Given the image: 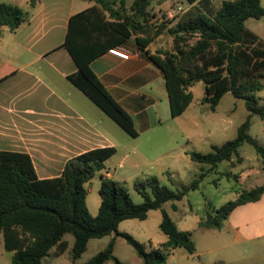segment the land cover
Masks as SVG:
<instances>
[{"label": "trees", "instance_id": "16d2710c", "mask_svg": "<svg viewBox=\"0 0 264 264\" xmlns=\"http://www.w3.org/2000/svg\"><path fill=\"white\" fill-rule=\"evenodd\" d=\"M39 1L31 0V5L34 7ZM84 1L95 2V6L70 19L64 46L78 71L68 80L129 136L138 138L133 118L109 93L90 63L107 48L120 47L134 35L144 51L166 27L150 24L148 9L154 0H134L129 9L126 0ZM184 1L194 6L169 29L172 49L145 54L163 73L173 119L190 107L191 89L200 82L205 87L202 103L208 104L213 112L228 93L244 100L250 114L239 127L236 138L212 146L206 154L191 152L192 161L208 169L202 166L200 178L178 193L162 185L155 176L136 179L133 188L144 200L140 204L134 203L125 183L100 175L101 205L96 216L90 213L87 204V184L105 169V162L117 152L115 148L81 154L66 163L59 177L51 179L38 177L29 154L0 152V234L12 264H44L53 249L57 255H63L70 247L68 235L74 239L72 263L82 258L91 240L109 236L111 240L106 248L85 264L109 261L122 264L115 257L118 238L134 249L143 264H167L175 249L194 254L196 244L192 233L180 231L164 205L172 202V210L177 211L175 202L197 190L206 175L221 163L239 156L238 151L245 143L254 147L264 163V146L249 134L253 115L264 120V104L256 96L264 88V41L246 26L250 19L264 18V7L260 0H223L220 8L213 11L209 9L210 0ZM31 17L18 6L0 3V38L4 27L15 32ZM189 37H196V42L189 45ZM263 195L264 185L244 191L238 199L218 209L208 205L206 218L199 227L221 230L236 208L257 202ZM156 210L162 212L160 229L167 236L166 243L148 250L130 234L120 232L121 223L145 221Z\"/></svg>", "mask_w": 264, "mask_h": 264}, {"label": "crops", "instance_id": "0c3cea01", "mask_svg": "<svg viewBox=\"0 0 264 264\" xmlns=\"http://www.w3.org/2000/svg\"><path fill=\"white\" fill-rule=\"evenodd\" d=\"M126 1L129 9L134 0ZM171 1H153L149 7L151 25L160 26L165 14L173 20L165 24L163 34L154 38L144 51L137 45L134 35L120 47H115L130 52L129 60L109 54L111 49L107 48L90 63L109 93L133 118L138 138L129 136L68 80L78 71L64 46L70 19L95 6V2L40 0L34 7L31 0L6 2L28 11L32 17L15 32L4 27L0 38V152L29 154L40 179L59 177L69 160L103 148L117 150L105 162L101 172L110 179L127 180L125 184L130 186L129 182L138 178L155 176L163 180L174 177L177 163L186 157L192 161L191 139L183 128V117L192 103L182 116L171 117L163 73L145 54L168 51L173 44L168 31L177 24L178 17L173 16L177 12ZM213 1H209L208 8L216 11ZM193 6L189 5V10ZM114 159H118L115 164ZM89 196L90 213L96 216L101 199L91 207ZM199 229L204 234L200 244L194 240L196 252L189 254L184 249H175L167 264H232L242 259L243 252L246 254L247 251H243L244 245L259 246L258 240L264 238V195L257 202L236 208L221 230ZM222 235L227 238L216 243L212 241ZM167 240L151 244L150 250ZM3 249L4 238L0 234L1 254ZM62 256L53 249L44 264L47 259H50L49 264H64L59 260ZM81 259L66 263L85 264L88 261L79 262ZM0 264H12L11 258L5 261L0 257Z\"/></svg>", "mask_w": 264, "mask_h": 264}, {"label": "rangeland", "instance_id": "374dc122", "mask_svg": "<svg viewBox=\"0 0 264 264\" xmlns=\"http://www.w3.org/2000/svg\"><path fill=\"white\" fill-rule=\"evenodd\" d=\"M8 1L10 0H0V3H6ZM129 1L131 2L133 0ZM222 1L223 0L213 1L214 10L220 8ZM260 1L261 5L264 7V0ZM171 4L173 10L177 12L173 13V16L174 18L178 17V21L189 10V5L184 0H172ZM179 8H181V10H179ZM162 18L163 23L161 25L165 27H167L165 25L166 23L173 20V18L169 17V14H165ZM175 25L176 23L173 26ZM246 26L264 41V18L260 20L250 19L247 21ZM196 40V37H189L188 44L192 45ZM172 47L173 44L167 49L170 50ZM262 82L264 84V78ZM193 94L194 97L190 110L187 112V115L183 117V128L192 143L191 150L206 154L211 151L212 146H221L227 141L235 139L239 127L246 121L250 114L246 108L245 101L237 99L231 93H228L222 98L216 111L213 112L210 110L208 104L201 102L205 96L203 82L195 86ZM256 96L260 99V102L264 104V88L262 91L258 92ZM249 134L264 146V120L258 115H253L251 119ZM183 142L186 144V138ZM238 152L239 156L233 157L231 162H223L215 171L208 173L201 181L197 190L190 191L181 201H176L175 204L178 206L177 211L172 210V202L164 205V209L170 214L179 230L192 232L194 235L193 240L199 244L203 238L204 231L199 229L198 222L206 218L208 205L218 209L226 203L238 199L240 194L244 191H249L264 185V163L254 147L245 143ZM238 158H241V160H238ZM117 160L118 159H114L113 164H115ZM202 166L208 169V166L196 164L190 161V158L186 157L181 163H177L174 177H165L163 180L159 181L173 192L178 193L184 186H189L194 180L200 178ZM100 175L101 172L87 184L90 195L88 202L91 207L100 202ZM116 179L118 178L116 177ZM117 181L126 183L127 180ZM129 183L130 186L126 185L130 189L132 200L136 204L142 203L144 201L142 196L133 188L134 182L131 181ZM161 220V210L151 211L147 220L125 221L120 224L119 230L130 234L137 241L145 244L150 250L151 244L167 239L166 235H164L160 229ZM67 238L70 241V248L59 259L65 262L64 264H67L66 262L71 260L70 256L74 242L71 235H68ZM223 238L226 239L227 237L222 235L221 238H213L212 241L216 243ZM110 240V236L103 239L91 240L87 251L79 262L90 260L97 253L102 251ZM258 244L259 246L256 247L251 244L244 245L243 251L246 249V254L243 252L242 256L244 257L235 260L232 264H259L261 261L264 264V238L259 239ZM0 257L5 261H9L11 254L5 252L3 249L2 254L0 253ZM115 257L122 264H136L141 262L134 249L122 238L118 239ZM233 259L236 258L234 257ZM49 262L50 259H47L46 264H49ZM108 264L115 263L109 262Z\"/></svg>", "mask_w": 264, "mask_h": 264}, {"label": "built area", "instance_id": "2783aa9c", "mask_svg": "<svg viewBox=\"0 0 264 264\" xmlns=\"http://www.w3.org/2000/svg\"><path fill=\"white\" fill-rule=\"evenodd\" d=\"M109 54L122 59V60H129L131 58V53L123 50V49H119V48H113L111 50H109Z\"/></svg>", "mask_w": 264, "mask_h": 264}]
</instances>
